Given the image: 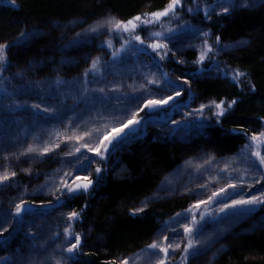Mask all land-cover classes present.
Returning <instances> with one entry per match:
<instances>
[{"label":"trees","instance_id":"obj_1","mask_svg":"<svg viewBox=\"0 0 264 264\" xmlns=\"http://www.w3.org/2000/svg\"><path fill=\"white\" fill-rule=\"evenodd\" d=\"M212 1L206 0L205 4H210ZM217 1L229 2V0ZM262 1L240 0V4H237L234 9H230L228 13L221 11L211 15L209 19L205 16L204 9L206 7L198 0H182L183 7L177 9L178 19L166 17L162 18V25H151L147 30L137 29V34L142 37L148 31H164L167 28L176 29V34L189 33L190 31H186V29L192 28L198 29L199 32H208V42L214 46V63L221 66L227 73L240 71L246 75L241 77L242 83L239 86L232 81L219 78L214 80L198 79L192 84L198 99L204 104L211 101L217 103L224 101L227 105L233 99L237 101L231 109L225 112L224 116L218 118L219 123L216 122L217 117L213 115L214 108L212 110L205 108L203 115L195 120L197 124L203 125L200 131L203 133L204 140L201 143L198 142L199 139L197 143L206 146V149L201 150L204 158L202 157L203 162L199 165V172L196 169L197 166L190 170L184 169V163L189 161L185 155L186 139H190L189 136L186 139L179 137L177 142L165 139L137 140L129 138L125 143L114 148L117 150L112 153L119 157L115 164L107 162V160L101 162L98 160L99 157L93 156L92 153L87 154L98 162L92 164L89 169L91 179L94 181L97 179L94 169L99 166L102 168L100 174L103 177L102 180L96 183L88 193L78 195L75 199L66 200L62 197V208L66 213L73 210L81 212L83 209L81 218L91 219L90 225L85 228V237L83 238L84 248L82 251L86 255L78 256L80 264H110L111 261L119 262L118 258L124 257L132 258L135 263L147 262L149 260V256L145 255L147 245L157 238L164 221H168L177 213H183L185 209L190 208L193 193L197 192L198 195L208 196L212 191L226 187L229 178L232 183H237L238 177L243 175L244 183L236 190L228 189L229 198L220 197L221 200H226L228 203L231 202V199L241 197L247 199L251 195L259 196L264 191V180L257 184L251 173L244 172V169L249 166V161L255 160V157L249 154L246 155L248 160L244 159L245 145L251 143L250 137L254 132L258 134L264 127V3ZM169 2L170 0H16V4L13 6L11 0H0V44L8 45L5 50L7 62L0 68L3 69L8 63L12 67L13 73L10 78L12 88H10V97L5 95L0 82V111L7 112L3 106L12 104L11 99L18 103L26 101L28 105L42 103V101L49 104L50 70L57 68L59 71L65 72L66 64L65 62L59 63V60L58 63H53V66L42 63L45 62L47 55L45 53L41 55V40L39 43L35 41L38 37L45 35L44 27L67 20L102 18L103 15L127 21L139 14L163 10ZM253 3L256 4L253 5ZM241 4H246L247 7H242ZM189 7L193 9L191 13L187 11ZM31 25H34L35 32L39 33L31 39L25 40L20 34L28 33L26 27L29 28ZM22 27L25 28L21 30ZM12 34L16 36L18 42H10ZM123 35L125 39H131L128 34ZM195 35L199 36V39L205 40V37L196 31ZM217 36L220 37L218 45L215 44ZM108 39H111L116 47L121 42L120 34H105L102 41ZM30 40L33 41L27 44ZM198 41L196 39V42ZM31 46L33 47L31 48ZM224 46H227L226 50L219 51L217 54L216 49ZM196 52L194 47L186 50L187 59L196 60L198 58ZM81 58L82 55H79L74 59L76 61ZM72 61L69 62L72 63ZM75 61L72 64H76L77 61ZM209 62L201 65L207 68ZM163 65L165 71L169 72L178 64L170 57V60H164ZM196 66L195 63L194 67L188 69L194 71L197 69ZM179 67L183 68V66ZM184 69L187 68L184 67ZM253 85L255 91L250 90ZM88 88L91 89L94 86L91 84ZM117 95L123 96L121 93ZM127 97L130 101L127 107L130 110L137 109L138 104L135 99L138 98V94H127ZM53 104L57 105V103ZM79 105L76 106L77 117L82 116L84 120H88L85 119L83 113L80 114ZM72 107L71 102L65 101L63 115L73 116ZM129 113L131 115V112L128 111L117 116H127ZM141 116H145V113H141ZM108 120V123H91L87 127L107 124L108 128L104 129L107 131L114 126H119V123L112 118ZM7 124L8 121L5 118L0 121V140H3L6 135L10 136L6 130ZM53 126L58 127L61 131L64 129V125L59 123L57 117L47 116L40 120L39 125H34V131H31L30 135H26L25 138L21 134L19 136L27 143H34L32 134L35 132L40 136L41 141L60 143L58 151H68L64 135L49 137L48 132L43 130H51ZM82 127L86 126L82 125ZM174 130L188 129L184 124H176ZM67 134H71L70 131ZM177 136L180 135L177 134ZM68 145L74 147L75 142H68ZM110 148L113 149L111 146ZM110 153L109 151L107 155ZM54 156H56L55 151L50 152L43 159L46 161ZM208 157L214 159L209 164H205L204 160ZM38 159H22L20 162H12L9 170L17 172V176L11 182L13 185L11 187L19 196L24 193L26 196L29 192L39 189L36 191L38 193L34 195L35 199L41 201L44 199L41 193L46 195L45 192H50L54 180L47 181V186L43 189H40V186L45 185L44 182H41L37 189L31 188L28 183L29 174L22 171V169L31 170L48 165L39 163ZM226 163L230 165L228 171L221 172L220 169L224 168ZM4 164L5 161L2 165ZM233 169L238 171H233ZM0 171H3L2 167H0ZM162 171L165 172L163 179L159 178V173ZM187 172H189L188 175L185 174ZM49 176L48 173L45 179ZM166 177L172 180L171 184L166 182ZM161 183L162 185L168 184L169 190L159 189ZM201 183H208V187L201 189L199 187ZM250 184L252 187L248 186ZM36 201L26 200V204L34 207L37 205ZM142 201L144 202L139 203ZM145 202H147L146 207ZM128 204H139V208L144 207V211L133 215V212L123 209V206ZM218 205L220 204L214 203L208 209ZM201 210L207 212L204 206ZM193 211L196 210L193 209ZM233 213L237 214L233 215ZM240 213V209H229L226 210V213L217 215L218 217H227L222 223L206 224L203 234L197 238L207 240V242L199 246L201 254L189 257L187 264H264V205L253 207V210L246 214ZM182 222L190 223V217L188 221L182 220ZM71 223L74 233L84 231V224L79 221ZM172 226L176 227L180 233V236L175 237L179 241L183 236V229L178 224ZM166 234L170 239L173 238L171 232ZM210 234L211 238L209 239ZM182 248L183 242L181 249L175 253L170 251L171 264H181ZM22 262L26 264L25 260ZM0 264L21 263L13 259H7L6 262L3 259L0 260Z\"/></svg>","mask_w":264,"mask_h":264},{"label":"snow or ice","instance_id":"obj_2","mask_svg":"<svg viewBox=\"0 0 264 264\" xmlns=\"http://www.w3.org/2000/svg\"><path fill=\"white\" fill-rule=\"evenodd\" d=\"M13 6L16 4V0H11ZM236 5L229 0L227 6L221 5L222 12L228 13L230 8H234ZM242 7H247L246 4H241ZM183 7L182 0H170L169 3L163 8V10H158L151 13H143L128 19L127 21L117 20L115 17L108 16L104 20L97 21L94 25H89L87 29H85V33H93V34H103L101 33V29L106 28L109 34H120L121 37V46L118 50H114L111 52V56L113 61H116L119 58V53H128L133 57L138 56V54H142L145 52L146 48L151 49V51L155 54L156 57L159 58L160 61L165 60L169 57L171 53L175 56V51L169 47L170 44H174L177 40V30L172 28H167L164 31H151L148 33V36L151 39L150 42L146 43V38H142L141 35L137 34V29L147 30V28L151 25L161 24L162 18L170 17L172 19H178L177 9ZM199 10V9H197ZM187 11L191 13L193 9L191 7L187 8ZM205 15L210 19L211 16L207 10L205 9ZM186 31H196L200 35L207 37L209 35L208 32H199L198 29H186ZM123 34H128L131 39H125ZM22 37L25 40L31 39L35 35L36 32L31 33H21ZM77 36H80V33H77ZM133 42L144 46V47H133ZM220 43V37L217 36L215 39V44ZM102 44L107 48L112 49L114 45L111 39L102 41ZM8 47L6 44H0V66L5 64L6 56L5 50ZM227 46L223 48L216 49V53L219 51L226 50ZM177 51L179 49H176ZM214 52L213 44H209L208 40L205 39L202 41V47L199 50L198 58L193 61V63L204 64V62L210 59L209 54ZM177 63H183V61H176ZM107 63V62H105ZM159 68V65H156ZM102 65L99 57H96L92 60L91 65L84 72L83 83L80 87L79 94H75L72 91L61 92L60 88L62 85H65L66 81H63L59 77L56 78L52 83L55 85L57 89V95L53 97V99L58 101L57 105L46 104L42 101V103H32L28 105L27 102L18 103L13 100L12 104H5L4 110L7 112L15 111L18 108H27L31 109V120L34 125H39L41 119L47 116H55L58 118L59 123L64 125L63 131H61L58 127L53 126L51 130L43 129L48 132L49 137L55 135L56 137H60L64 135V142L66 147L69 148L68 151L64 153L65 157H71L72 159L61 161L65 164L70 171H65L63 176L59 177L60 183L59 185H55V191L52 192V195L56 196V201L58 204L62 203V197L66 200L75 199L78 195L88 193L90 189L94 188L96 183H99L102 180V176L100 175L102 172V168L97 166L94 169L97 179L94 181L90 178L91 171H89L90 167L94 163H98L96 160L91 159L87 153H92L93 156L99 157L100 161H104L107 159V154L110 151V146L115 148L120 144H123L129 138V133H134L139 131L138 126L145 120V117H149L150 114L155 112L157 109L164 108L169 105L170 102L174 101L177 97L181 96L182 88L169 78L167 73H161L160 78H157L156 73H150V77H145V81L147 85H155L158 89H160V98H149L146 100H142V107H138L136 111H132L130 117H126L125 115L115 116L112 113L113 105L111 101L114 99L117 105L122 107L116 109L121 111L122 113H126L130 111L127 105L130 103L128 100L127 94L121 95H113L109 96L105 91L104 87L100 88H88L87 85L95 81L97 76H103V72L101 71ZM2 71V68H0ZM216 71L220 72L219 65L216 66ZM22 75V74H21ZM93 77V81H89V76ZM224 75L230 76L231 81L239 86L242 81L241 77H244L246 74L240 71H233L231 74L225 72ZM177 80L181 81L183 84H190V81L183 77H177ZM129 87L133 88V91H137L132 85ZM139 89H145V84H140ZM174 92V95H164V92L167 91ZM251 91H255V86L253 85L250 89ZM110 91L115 94L120 92V87L116 86L110 89ZM99 95H96V94ZM6 95H11L10 93H6ZM62 97V98H61ZM71 98L74 101V105L71 109L73 111V116H64L63 111L65 108V100ZM80 103H84L86 106L91 105L92 107L88 109L89 112L95 111L96 117L100 120H107L109 116L115 121L119 123V126H114L110 130L104 131V129L108 128L107 124H101L99 126L87 127L90 125L96 117H89L88 120H84V118L77 117L76 115V106ZM237 101L235 99L231 100L227 105H225L224 101H220L217 103L216 101H211L208 104H201L199 108L194 109L190 113H185L186 116H202L205 108L215 111L213 115L217 117V123H219V117L225 115V112L228 109H231L233 105H235ZM43 104V106H42ZM99 104L100 107L96 108L95 106ZM105 112L108 115H105ZM43 113V116H41ZM140 113H145V116H141ZM123 121V122H121ZM19 124V121H16ZM172 123L179 125V121L173 120ZM85 125L86 127H82ZM192 125H186V128H191ZM197 128H202L203 125H196ZM128 130L126 132L125 130ZM70 131L71 134H67ZM235 131V130H234ZM246 135V133H245ZM87 138V139H86ZM32 139L34 143H27L26 140L20 138L17 134L15 136H5L3 140H0V158L5 161V164L0 166L3 168V171H0V186L3 187H11L12 181L17 176V172L15 170H9L12 162H20L22 159H36L39 157H45L50 152H54L55 149L60 148V143H50L49 141H41L40 136L33 132ZM75 142V146H69L68 142ZM83 141V143H81ZM250 144L245 145V148H252L253 146L259 147L264 145V130L260 131L258 134L253 133L250 137ZM26 145V146H25ZM41 145H43L41 147ZM12 149H16L15 151ZM250 155L255 157V160L249 161V166L244 169L245 173H251L253 180L255 183L259 184L261 180H264V155L261 154L260 151H251ZM214 159L212 157H208L204 160L205 164H209L211 160ZM245 160H248V157H244ZM258 161V164H257ZM87 162V163H85ZM191 161H186L185 166H191ZM230 165L225 164L224 168L220 169L221 172H227ZM26 174H31L30 169H22ZM60 172V169L56 170ZM197 171H200V167L197 166ZM233 171H238L237 169H233ZM78 172H88L86 175L75 174ZM168 184L172 183V180L169 178H165ZM215 182V181H212ZM47 181L45 185H41L40 189H43L47 186ZM244 183V176L240 175L238 177L237 183H232L229 178V182L226 187H220L215 191H212L210 195L207 196V199H197L196 203H194L190 208L185 209L183 213H177L175 217L170 218L168 221H164L160 232L157 234V238L153 240L152 243L147 245V251L145 255L149 256L151 260L152 257H155L154 264H171V256L170 251L175 253L177 250L181 249V243L183 242V248L181 251V264H187L189 257H196L201 254L200 245L205 244L207 240L198 239V236H201L204 232V228L208 223H222L224 219L227 217H217L212 212H205L201 210V206L209 207L214 203H218L221 206L217 209L220 213H226V210L229 209H240V214H246L253 210L255 206L264 205V191L261 192L259 196L251 195L249 198L245 199L243 197L239 199H231V202L228 203L226 200H221L220 197H225L226 199L230 197L228 189L236 190L238 187H242ZM252 187V185H248ZM201 189H206L208 187V183H201L199 185ZM39 190V189H38ZM25 191L27 189L25 188ZM51 191V189L49 190ZM191 191V190H188ZM59 193V195H57ZM194 196H198V193H194ZM147 202H145V207ZM43 207V205H41ZM86 207V205H85ZM195 209L196 211H193ZM83 209L81 210V212ZM144 207H140L134 210L132 213L135 215L136 213L143 212ZM81 212L70 211L67 213V220L70 222L68 227L63 229L64 240L68 245L64 247L63 245L58 244L56 247L60 251L59 258L52 256L51 259L54 261V264H68V261H73L74 264L78 259V256L81 254H85L82 251V236L78 232L72 231V223L74 221H79L81 217ZM25 213L28 215H32L31 208H29L24 200H21L20 203L15 204V212L7 213L5 212L3 215H0V219H3L4 223L9 224L11 226V220H15L18 225H23L25 223ZM237 213H233L236 215ZM11 217V220L8 219ZM190 217V223L182 222L188 221ZM198 217V218H197ZM173 224H178L180 228L183 229V236L178 241L175 237L180 236V233L176 227H173ZM20 229H14V231H18ZM8 228H4L3 231H0V237H3L4 232H7ZM171 232L173 234V238L170 239L169 235L166 233ZM32 237L34 238L31 232L25 233V238ZM211 238V234L208 237ZM8 240L0 239V245L7 246ZM28 247H35V245H28ZM19 252V249L17 250ZM144 251V250H142ZM67 254L66 256L64 254ZM119 264H130V260L132 264H135V260H132L130 257L118 258ZM7 262V258H5ZM110 264H117L116 260L110 262Z\"/></svg>","mask_w":264,"mask_h":264},{"label":"rangeland","instance_id":"obj_3","mask_svg":"<svg viewBox=\"0 0 264 264\" xmlns=\"http://www.w3.org/2000/svg\"><path fill=\"white\" fill-rule=\"evenodd\" d=\"M198 1L200 4H203V6L207 8L210 16L215 13L221 12V5L227 6V4L229 3L213 0L212 3L206 5V0ZM231 2L235 5L240 4V0ZM262 3H264V0L262 1ZM255 4L256 3H253V5ZM106 17H108V15H103L102 18L91 17L88 20H67L57 22L56 24H52L51 26H46L43 28L45 29V35L40 38L38 37L36 41L33 39L36 43H39L40 40L42 42L41 55L44 53L45 55H47L45 62H42L44 65L53 66V63H58L59 61V63L65 62L66 64L65 72L59 71V69L57 68H53L50 70L51 76L49 79L51 80V85L49 84V89H51V92L48 96L49 104H58V101L53 99V97L57 95V89L52 83L56 80L57 77H59L63 81L69 82L61 86V92L72 91L78 95L80 87L83 83L84 72L90 67L92 60L96 57H99L101 60V71L103 72V76H97L95 78V81L89 83L87 87H89L91 84L95 88L104 87L109 96L117 95L119 93L138 94V98L135 99V101L137 100L136 104H138L136 107L143 106L141 102L142 100H146L149 98H160V89H158L155 85H147L145 77L148 76L149 78H151L150 73L152 72L156 73L157 78H160L161 73H167L169 78L173 81H176V83L182 88L183 91L181 96L177 97L174 101L170 102L169 105L165 106L164 108L157 109L155 110V112L151 113L150 119L149 117H147L141 123V125L138 126L139 131L129 133V138L137 140L165 139L166 141L172 140L177 142V138L180 137L186 139L189 136L190 139H186L187 143L185 155L188 157L189 161L192 162V164L191 166L186 167L184 163V169L190 170V168L194 169L196 166H199L203 162L202 157L204 158L203 151L201 150L206 149V146H201L203 144L200 145L197 143V140L199 139L200 140L198 142L204 140L202 136L203 133L200 131V128L195 127L196 125H199L195 121L199 116H196L195 114L193 116H186L185 113L192 112L194 109L199 108L200 105L204 103H202L198 99L192 84L198 79L214 80L219 78L231 81L230 76L224 75L225 71L221 66H219L221 71H216L217 64L214 63L215 59L213 53H210V59L204 62L207 63L208 61H210L208 63L209 67L206 68L203 65H198L196 63V70L190 71L188 69L194 67L195 63H193V60L187 59L186 50L194 47L197 50L196 54L199 56V50L202 47L203 40L199 39V36L195 35V31H190L189 33L185 34H182L183 32L176 34L177 40L174 44L169 45V47L172 48L173 51H175V56L170 53L169 57L165 60H170V57H172V60L176 64H178L169 72H166L167 70L165 71L164 69V60L160 61L159 58L156 57L155 54L151 51V49L147 48L144 53L138 54V56L136 57H133L128 53H119V58L116 61H113L111 52L114 50H118L121 46L122 41L118 44L117 47L114 46V48L109 49L105 45L100 43L104 39L105 34H109L106 28L100 30L103 34L85 33L84 31L89 27V25H94L97 21L104 20ZM24 28L22 27L21 30ZM26 31H28V33L35 32V26L31 25L29 26V28L26 27ZM149 32L151 31H148L145 36L142 37L146 38L147 42H150L151 39H154L148 36ZM77 33H80V36H77ZM196 39H198L199 41L196 42ZM205 39L208 40V36L205 37ZM9 40L10 42L17 41L16 36L13 34L10 36ZM32 41H28L27 44L31 43ZM27 46L28 45H26V47ZM132 46L137 48L144 47L135 42H133ZM32 47L33 46H31V48ZM176 49L179 50L177 51ZM79 55H82V58L77 59L76 62L74 58H78ZM70 60H73L72 63L75 61L76 64L70 63ZM78 61L80 64L78 63ZM176 61H183V63H177ZM156 65H159V68H157ZM179 66H183V68ZM184 67L187 69H184ZM12 76V67L7 63L0 73V82L5 95L6 93L11 94L12 88L10 86V78ZM177 77L188 79L190 81V84H183L181 81L177 80ZM88 80L93 81V77L90 75L88 77ZM142 83L145 84V89H139V85ZM129 85H132L137 89V91H133V88L129 87ZM116 86L120 87V92L113 94L110 89ZM164 95H174V92L169 90L167 92H164ZM185 95L186 97L184 98ZM7 97H10V95H7ZM65 101H69L74 105V101L71 98H68ZM10 102L12 103L13 99H11ZM111 103L114 106L112 109V113L115 116L121 114V111L116 110L121 106H115L116 102H114V99L111 101ZM91 107V105L86 106L84 103H81L79 105L78 110H80V114L83 113L85 119H89L90 116L96 117L95 111H88V109ZM95 107L99 108L100 105L97 104ZM132 110L136 111L137 109H131L130 112H132ZM30 113L31 109L27 108H18L15 109V111L6 113L0 111V121L4 118L7 119L8 124L6 125V130L10 136L21 134V136L25 138L26 135L31 134V131H34V124L31 120ZM105 115H108V113L105 112ZM126 117H130V113ZM108 119H111V116H109ZM108 119L100 120L98 117H96L92 124L98 122L108 123ZM173 120L179 121V124H184L185 126L192 125L193 127L187 128L188 130L184 131H175L174 127L176 124L172 123ZM16 121H19V124H17ZM172 126L174 127L172 128ZM262 130H264V127L260 131ZM125 131L128 132L127 129ZM177 134L180 136H177ZM116 150H114V148H110L111 153L107 155V157L110 158L106 159L107 162H113L114 164L117 162L119 157L117 156V154L112 153ZM253 150H259L261 154L264 155V145H261L259 147L253 146L252 148H247L245 156L248 154L250 155L251 151ZM65 152L66 151H58V149H56V156H54L55 159L49 158L46 161L43 159V157H39V163L48 165L31 169V174H29L28 179V183L31 188L35 187V189H37L39 188V184L41 182L45 183L46 181L54 180L52 183V188H50L51 191L48 193L45 192L46 195L41 193L42 197L44 198L43 200L39 201V199H35L34 194L38 193L36 192L38 191V189L36 191L29 192L26 196L25 193L19 196V194H17L12 187H0V215H3L5 212L14 213L15 204L20 203L21 200H24L25 202L26 200H37L35 203L37 205H34V207L27 205L29 208H31L32 215H28L27 213H25V223L23 224V226L18 225L15 220H11V217H8V219L11 220V226H9V224L7 223H4L3 219H0V231H3L4 228H8V231L4 232L3 237H0V239L6 238L8 240L7 246L0 245L1 261L3 259L5 260V258L12 259L13 257H16V259L21 264H23V260H25L26 264H54V261L51 259V257L55 256L56 258H59L60 256V251L56 246L58 244L63 245L64 247L68 246L65 243L63 233V229L65 227H68L69 225V223H67V213L64 211L62 206L57 203L56 196L52 195V192L55 191V187H53L54 184L58 186L60 183L59 177L63 176L65 171L71 170L61 162L72 159L71 157H65ZM98 160L100 161V158ZM3 162L4 160L0 159V166H2ZM57 169H60L61 171L57 172ZM48 173L50 176L45 179ZM75 174L86 175L88 174V172H78L74 173V175ZM185 174L188 175L189 172ZM164 175V171L160 172L159 178L163 179ZM169 188L170 187L168 186V184L162 185L161 183L159 185V189L165 191H168ZM57 195H59V193H57ZM197 199H207V195L202 196V194H200L198 196H194L193 193L191 196L192 205L196 203ZM143 202L144 201L139 203ZM40 203L43 205V207H41V205H38ZM202 207L203 205L201 206V208ZM219 207L220 205L214 206L212 209H208V207H206V211L212 212L217 216L220 213L217 211ZM137 208H139V204H128L123 206V209L128 212H134V210ZM64 218H66V220H64ZM80 219L81 220H79V222L84 224V231H81L79 233L81 234L82 238H84L85 228L90 225L91 219L87 218L85 220L81 217ZM14 229L20 230L14 231ZM27 232H31L34 238L29 237L26 239L25 233ZM28 245H35V247H28ZM18 249L19 252L17 251ZM64 255L66 256L67 254L65 253ZM154 260L155 258L153 257L151 258V260L149 259L145 263L138 262L135 264H154ZM117 263L119 262L117 261ZM68 264H74V262L68 261ZM75 264H77V262H75ZM130 264H132V261H130Z\"/></svg>","mask_w":264,"mask_h":264},{"label":"flooded vegetation","instance_id":"obj_4","mask_svg":"<svg viewBox=\"0 0 264 264\" xmlns=\"http://www.w3.org/2000/svg\"><path fill=\"white\" fill-rule=\"evenodd\" d=\"M146 43H147V41H146ZM81 220V219H80ZM82 248H84V239L82 238ZM77 264H80V261H79V259H77Z\"/></svg>","mask_w":264,"mask_h":264},{"label":"bare ground","instance_id":"obj_5","mask_svg":"<svg viewBox=\"0 0 264 264\" xmlns=\"http://www.w3.org/2000/svg\"><path fill=\"white\" fill-rule=\"evenodd\" d=\"M114 102H115V100H114ZM12 259H13V260H16L17 262H19V261L16 259V257H15V258L13 257Z\"/></svg>","mask_w":264,"mask_h":264}]
</instances>
